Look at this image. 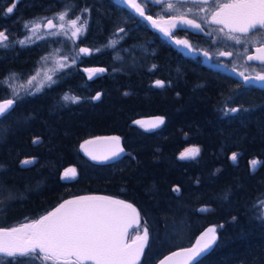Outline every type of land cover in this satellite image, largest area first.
<instances>
[{"label": "trees", "instance_id": "obj_1", "mask_svg": "<svg viewBox=\"0 0 264 264\" xmlns=\"http://www.w3.org/2000/svg\"><path fill=\"white\" fill-rule=\"evenodd\" d=\"M167 3L175 7L167 10ZM144 5L155 18L208 9L190 1H165L164 10ZM85 8L89 11H81ZM62 11L84 24L76 42L79 59L0 118V228L36 220L70 197L103 194L130 202L146 222L149 240L140 264H157L169 252L191 246L211 226H217V243L195 264H264V218L257 204L264 199V83L248 84L210 67L243 72L239 50L251 43L225 40L213 31L216 26L207 25L203 33L179 30L193 48L209 53L206 63L203 53L183 54L116 0H0V31L8 36L3 42L8 46H0V101L13 99L12 82L32 77L63 37L23 46L17 41H26L35 23H60ZM224 48L236 55V63L219 57ZM96 68L104 71L89 78L87 69ZM157 80L164 86L157 87ZM97 93L100 99H93ZM233 107L244 111L226 114ZM159 117L164 123L154 129L134 123ZM102 135L121 139V159L95 163L83 153L84 141ZM189 147H198L199 154L179 159ZM254 159L260 163L253 172ZM70 169L75 176L68 179Z\"/></svg>", "mask_w": 264, "mask_h": 264}, {"label": "snow or ice", "instance_id": "obj_2", "mask_svg": "<svg viewBox=\"0 0 264 264\" xmlns=\"http://www.w3.org/2000/svg\"><path fill=\"white\" fill-rule=\"evenodd\" d=\"M122 2L130 9H134L141 18L146 21H151V26L158 29L166 37H172L171 29L184 30L185 26L188 28L196 29L200 32H205L201 23L196 19H191L185 13L179 15L169 16L163 24L168 25L167 28L163 27L160 22L154 20L151 15H146L145 7L142 3L146 4L152 2L162 6L165 0H122ZM188 0H180V3L186 4ZM193 4L206 5L210 9V13L206 16H201L200 19L204 24L217 25L213 31L222 34L223 38L228 41H233L235 44L255 43L257 40H264V0H192ZM167 10H172L175 5L167 3ZM15 8V2L6 8V13L11 14ZM205 7H199V12L208 11ZM83 12H88L89 9H82ZM187 11L192 12V8ZM60 21L68 19V23L75 28L73 36H76L84 28V24L76 27L77 23L81 20L80 16L75 19L68 18L67 11H62L57 15ZM31 22H26L24 27L29 28ZM86 23V21H85ZM47 28H55L56 25L49 19ZM40 24L35 23L33 28H39ZM61 29L64 24L59 25ZM29 28V30H33ZM124 28H120L119 32H124ZM239 33L240 35H235ZM52 35H59L60 33H51ZM209 36L212 33H208ZM243 38V39H242ZM30 39V37L25 38ZM8 40V36L4 31H0V46L7 47L4 41ZM21 46L25 44V40L17 41ZM112 45L116 43L115 40L110 42ZM176 45L183 46L188 51L198 53L200 50L195 49L188 40H176ZM247 50V49H245ZM81 53H89V49L80 48ZM98 51V50H97ZM255 55H248V61H260L264 65V43H261L255 49ZM205 57L209 56L207 51L203 52ZM220 56L233 55L232 52H220ZM67 59V57H63ZM75 58H73V63ZM61 68L66 65L61 64ZM155 67V66H154ZM91 75L96 72H103L104 69H87ZM235 71V69H233ZM239 75L243 78L245 83L251 84L253 80L264 81V74L257 72L254 77L246 76L243 72ZM35 77L32 78L34 80ZM32 80H29L31 85ZM48 80L55 83L49 76ZM157 87H163L164 82L157 80L155 82ZM50 86V85H49ZM264 87V85H261ZM37 91L40 89L37 88ZM26 95L33 93L25 90ZM13 99H6L0 103V117L5 116L13 107V104L21 98L20 93L13 90ZM100 93H97L93 99H100ZM65 100H72L76 102L78 98L69 97L65 95ZM244 111L240 108H230L226 110L227 113H239ZM134 123L143 125L142 121H135ZM164 123L163 117L151 125L152 128L158 127ZM107 141L115 145V147L108 149L102 156L97 155L96 151L89 148L91 145H97L98 141ZM119 137H103L96 138L95 140H86L81 148L91 157L92 160H109L118 157L124 152V149L119 146ZM34 140L33 143H37ZM198 147L186 148L180 153L179 159H194L199 154ZM238 154L233 153L231 159L233 162L237 160ZM31 160H24L22 164L28 165L32 163ZM260 162L252 160L250 162L252 171L256 170V166ZM73 174L75 170H72ZM68 173H65L67 177ZM173 191L179 192L178 187ZM227 199V196H225ZM259 205V217L264 218V199L257 201ZM253 207H256L254 205ZM207 209H201L206 211ZM140 213L131 204L123 200L113 199L112 197H99V196H86L77 197L74 200H68L60 204L59 207L53 211L48 212L46 215L40 216L39 219L33 220L31 223L22 224L18 228H0V257L14 258L10 264H21V260L25 262L39 261L40 264H139L141 257L144 255L145 246L149 240V229L145 222L143 228V235H137L131 243L126 242L128 229L132 227L133 222L137 225L140 224ZM233 221L236 217H232ZM218 227H223L219 225ZM217 226L209 227L206 229L196 243L186 249H182L181 253H174L173 255H185L187 261H197V259L205 252L210 250L213 245L217 243ZM21 258V259H15ZM171 257H166L161 264H166Z\"/></svg>", "mask_w": 264, "mask_h": 264}, {"label": "rangeland", "instance_id": "obj_3", "mask_svg": "<svg viewBox=\"0 0 264 264\" xmlns=\"http://www.w3.org/2000/svg\"><path fill=\"white\" fill-rule=\"evenodd\" d=\"M165 1H180V0H165ZM189 1L192 2V0H188V2ZM116 2L121 4V5H123V6H126L122 2V0H116ZM138 2H140V0H138ZM141 6L145 7V5L143 3H142ZM126 7L129 8L128 6H126ZM130 10L133 11L136 15L139 16V14L136 13L134 9H130ZM185 11H187V10H185ZM145 13H146V15H148L147 12H146V8H145ZM182 13H184V12H182ZM187 13L189 14L188 11H187ZM187 13H185V14L188 15ZM208 13H210V11L209 12L208 11L207 12H199V11H193L192 10V12H191L192 16L188 15V17L191 18V19H196L197 22L202 24L204 29H205V27H207V25L209 26V28L210 27H214V26L219 27L217 25L204 24L203 21L200 18H198L201 15L202 16L208 15ZM153 19L157 20L158 22H160L163 27H165V28L168 27V25L163 24V21L167 20L168 17H163V18H159V17L155 18V17H153ZM67 20L68 19H66L65 21H60V23H57V22L54 21L53 24L56 25L55 28H47V27H44L42 25H40L39 28H33L32 27L33 30H30L29 33L27 34L28 35L27 37H30V39H27L25 42H27V41L34 42V41L39 40L42 37H46V36L47 37H55V36H59L60 35V36L63 37V39H62V42L60 43V46L58 47V49L54 53H51L50 55L45 57L44 61L40 65L39 69L35 72V74L32 77L27 78L25 80H16V81L12 82V85H11L12 93H13V90H15V91L20 93V96L22 98V97H24V95H26L25 94V90H27L28 92H31V93L37 92V90H36L37 88H39L41 90L43 87H45V86H47V85H49L51 83V81L48 80L49 76L53 80L55 75H56V73L58 71H61L62 69H65V68H67V67H69V66H71L73 64V58H75V62L79 59V53H78V48H76V42L80 39L81 35L83 34V32H84L83 29L84 28L81 29V32L78 33L76 36H73V32L75 31V28H73L68 23ZM144 21L149 25V27H151L152 29L157 31L163 38L168 39L169 41H170L171 38L180 39V40H185L186 39L191 44V42H190L188 37H185V36L180 37V35L177 34V32L179 31L177 29H171L172 37H166L158 29L153 28L151 26V21H146V20H144ZM61 23L64 24V28L63 29H61L59 27V25ZM81 24H82L81 22H78L76 27H80ZM184 29H186L187 31H192V32H200V31H198L196 29L188 28L186 26H185ZM53 32L60 33V34L59 35H52L51 33H53ZM249 43H251V42H249ZM261 43H264V40H257L255 43H251V45H250L251 48H248V49L247 48H242V50H239V51H241V55L243 56L242 58L245 60V62H244L245 66L242 67L243 73L245 72L244 74H246V75H248L250 77H254L257 72H261L262 74H264V65H262L260 61H248L247 60V56L248 55L257 54L255 49ZM239 45H241V44H239ZM247 47H249V46L247 45ZM245 49H247V50H245ZM223 50H224V52H227V51H225V48ZM220 52H221V50H220ZM228 52H232V51H228ZM199 53L202 54L203 52L201 53V51H199ZM194 56H196L195 53H194ZM235 56L232 55L231 57H229V56H220L219 55V57H221L222 59H224V60L228 59L230 61L233 60V58ZM63 57H67V59L65 60V59H63ZM237 58H239V57H237ZM201 59L204 62H210L211 61V56L209 55V56L205 57L202 54V58ZM233 61L236 63L235 60H233ZM61 64L66 65V67L61 68L60 67ZM33 77H35L34 80H32ZM29 80H32L31 85H29V83H28ZM31 222H32L31 220L26 219L22 224H27V223H31ZM21 225H19V227ZM144 225H145V223L141 222V220H140V224L130 233L129 241H132L137 235H143ZM211 227H214V226H211ZM7 260L8 259L6 257H3V258L0 257V264H10L11 261H7ZM21 264H40V262L39 261L25 262V261L21 260ZM48 264H51V262H48Z\"/></svg>", "mask_w": 264, "mask_h": 264}, {"label": "water", "instance_id": "obj_4", "mask_svg": "<svg viewBox=\"0 0 264 264\" xmlns=\"http://www.w3.org/2000/svg\"><path fill=\"white\" fill-rule=\"evenodd\" d=\"M176 40H180V39H175V38H171L170 39V41H172V43H173V45H174V47L175 48H177V49H179V51H181L183 54H185V55H187V56H190V57H193L194 56V53L193 52H190V51H188L186 48H184L183 46H178V45H176V43H175V41ZM196 54V56L198 55L199 56V52L198 53H195ZM201 55V54H200ZM210 67L211 68H213V69H215V70H218V71H221V72H223V73H230V74H233V75H237V76H240L239 75V72L238 71H233V69L232 68H230V67H227V66H225V65H221V64H211L210 65ZM96 69H98V68H96ZM97 73V72H96ZM95 73V74H96ZM95 74H93V75H95ZM253 82H255V83H258V84H261L263 81H255V80H253ZM5 100H2V101H0V103H3ZM14 106H15V103L13 104V107L9 110V112L14 108ZM8 112V113H9ZM7 113V114H8ZM1 118V117H0ZM157 120V118H148V119H145V120H142V122H143V126H145L147 129H154V128H152L151 127V125L155 122ZM161 125V124H160ZM159 125V126H160ZM158 126V127H159ZM157 128V127H156ZM98 137H100V138H103V137H118V136H116V135H102V136H96V137H93V138H89V139H87V140H95L96 138H98ZM85 142V141H84ZM84 142L82 143V144H84ZM119 146L121 147V148H123L124 149V147H123V145H122V141H121V139L119 140ZM113 147H115V145L114 144H112L111 142H107V141H103V140H101V141H98L97 142V145H91V146H89V148L90 149H92V150H94V151H96V154L97 155H100V156H102L103 155V153L105 152V151H107L108 149H110V148H113ZM82 151H83V153L91 160V161H93V162H95V163H107V162H112V161H116V160H119V159H121L123 156H124V154H125V150H124V152L123 153H121L118 157H115V158H112V159H109V160H102V159H98V160H92L91 159V157L89 156V155H87L86 154V152L82 149ZM67 173H68V175H67V177L66 178H68V179H71V178H73L74 176H75V173L73 174V171L70 169V170H67L66 171ZM65 172V173H66ZM86 196H99V197H111V196H107V195H103V194H86V195H78V196H74V197H70V198H67L66 200H64L63 202H61L60 204H62V203H64L65 201H68V200H74V199H76L77 197H86ZM113 199H117V200H123V199H120V198H117V197H112ZM123 201H125V202H127V203H130V202H128V201H126V200H123ZM59 204V205H60ZM59 205H57L55 208H57V207H59ZM134 206V205H133ZM135 207V206H134ZM55 208H53L51 211H53ZM136 208V207H135ZM137 209V208H136ZM138 211V210H137ZM50 212V211H49ZM47 214V213H46ZM46 214H44V215H46ZM40 218V217H39ZM38 218V219H39ZM139 219L141 220V218L139 217ZM138 225L135 223V222H133V224H132V227H130L129 229H128V234H127V237H126V242L127 243H131L132 241H129V235H130V233L137 227ZM218 235V234H217ZM196 243V242H195ZM194 243V244H195ZM193 244V245H194ZM193 245H191V246H187V247H182V248H178V249H175V250H173V251H171V252H169L168 254H166L157 264H161V261H164L165 260V258L166 257H171V259L170 260H168L167 262H166V264H195V263H197L199 260H201L204 256H206L210 251H211V249L210 250H208L207 252H205V253H203L198 259H197V261H195V262H193V261H187L186 262V260H185V255L184 254H181V255H173L174 253H181V250L182 249H186V248H190V247H192ZM214 246V245H213ZM146 247V246H145ZM144 251H145V249H144ZM142 258H143V256L141 257V260H140V262H139V264L141 263V261H142ZM86 264H92V262H86Z\"/></svg>", "mask_w": 264, "mask_h": 264}, {"label": "flooded vegetation", "instance_id": "obj_5", "mask_svg": "<svg viewBox=\"0 0 264 264\" xmlns=\"http://www.w3.org/2000/svg\"><path fill=\"white\" fill-rule=\"evenodd\" d=\"M181 39H182V38H181ZM171 42H172V41H171ZM197 56H198V55H197ZM201 57H202V56H201ZM206 63H209V62H206ZM263 83H264V81H263ZM18 227H19V225L16 226L15 228H18ZM195 242H196V241H195ZM195 242H194V243H195ZM194 243H193V244H194ZM193 244H192V245H193ZM1 258H3V257H1ZM6 258H7V259L9 258V260L14 259V258H12V257H6ZM18 259H20V258H18Z\"/></svg>", "mask_w": 264, "mask_h": 264}]
</instances>
